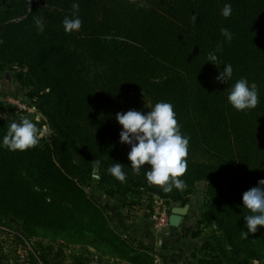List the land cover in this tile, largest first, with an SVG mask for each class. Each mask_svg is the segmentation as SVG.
Masks as SVG:
<instances>
[{
	"label": "trees",
	"instance_id": "16d2710c",
	"mask_svg": "<svg viewBox=\"0 0 264 264\" xmlns=\"http://www.w3.org/2000/svg\"><path fill=\"white\" fill-rule=\"evenodd\" d=\"M74 2L82 26L66 33L62 21L74 18ZM225 4L232 8L227 18ZM222 28L233 34L231 42ZM209 52L217 55L216 65L207 60ZM229 63L231 79L218 82ZM14 65L9 79L28 89L50 134L33 148L8 150L2 141L13 109L0 101V223L16 222L28 240L48 236L85 252L92 248L109 264H160L142 241L119 236L83 188L97 172L107 195L125 193L108 185L107 169L117 162L132 169L131 148L120 142L115 117L122 102L140 92L152 107L171 103L182 134L190 137L181 177L187 187L165 193L149 185L150 165L142 166L126 182L151 193L130 201L126 215L140 205L149 211L152 195L184 204L189 188L204 181L200 223L211 233L190 258L196 264H264V227L241 238L251 214L242 194L264 179V0H0V70ZM240 78L257 85L254 109L237 111L227 100ZM93 160L100 161L95 172ZM189 232L196 237L201 229ZM50 252L31 255L30 264H48Z\"/></svg>",
	"mask_w": 264,
	"mask_h": 264
},
{
	"label": "clouds",
	"instance_id": "9594fccd",
	"mask_svg": "<svg viewBox=\"0 0 264 264\" xmlns=\"http://www.w3.org/2000/svg\"><path fill=\"white\" fill-rule=\"evenodd\" d=\"M72 8L74 18L65 17L62 21L66 33L78 31L82 26V20L78 16L79 4L74 2ZM231 13V5L225 4L221 14L227 18ZM196 20L197 16L193 15L192 22L195 23ZM36 24L43 31L42 22L37 20ZM220 31L226 42H231L233 34L226 28ZM221 50L222 45H217L216 51ZM207 60L216 65L218 57L214 52H209ZM232 74L233 68L229 63L219 72L216 80L226 83ZM227 100L237 111L254 109L259 103L257 85H249L247 79L240 78L229 89ZM116 120L123 129L120 132V142L130 145L128 160L135 174H139L142 166L150 165V170L145 173L149 185L159 186L165 193L171 192L173 188L182 191L187 187L181 177L187 172L186 157L190 137L182 134L171 103L157 102L146 113L137 110L118 112ZM44 135L45 131L33 120L22 117L19 121L10 122L2 143L10 151H24L35 147ZM91 162L95 172L100 167V161ZM107 171L121 183L127 179L123 165L118 162ZM242 201L243 206L251 213L244 217L248 232L241 231V238L248 239V233H255L259 227H264V179L258 181V186L245 191Z\"/></svg>",
	"mask_w": 264,
	"mask_h": 264
},
{
	"label": "rangeland",
	"instance_id": "374dc122",
	"mask_svg": "<svg viewBox=\"0 0 264 264\" xmlns=\"http://www.w3.org/2000/svg\"><path fill=\"white\" fill-rule=\"evenodd\" d=\"M16 66L14 65L13 67H7L4 70H0V75H7L9 73V70L15 68ZM25 70V68H24ZM9 77V76H8ZM28 89L24 88L23 86H20L16 81H13V89L11 91H6L3 94L0 95V101L5 104V106H8L12 108V114L9 115V119L12 121H19L20 118L25 117L33 120L34 123L37 124L41 130L45 131V135L40 139L38 144H42L45 140L48 139L49 134H50V129L47 123V119L41 115V113L37 110L35 107L33 101L31 98L27 97ZM9 96L14 98L16 101L19 103L23 104L25 109L24 110H18L15 107H13L12 104H9L6 100L2 99L3 96ZM123 101L122 102V109L118 112H127L128 110H137L143 113H146L148 110L152 108L150 102L147 100V98L140 92L133 94L132 100L129 101ZM2 114L0 113V116ZM115 123L117 126L122 129V126L118 123L115 117ZM126 175H130L132 177H138L140 174H135L132 169H123ZM100 177V174L95 172L91 179L87 180L83 184L84 190L87 192V194L91 197L93 202L98 204L104 211V216L106 217L107 223L110 227H112L115 232L124 238L128 239H135V240H140L137 238L129 237L128 235H125L121 232L120 228H118V223L112 216L109 207L113 204L119 205L120 209H124V214L125 216L129 217V215H137L140 213L141 214V209L143 206H136V210L129 215H126L125 209L126 205L130 201H137V199L140 196H146L151 193L149 190H141L138 187H133L131 184L127 183L126 181L121 183L117 179H115L113 176H110V182L108 183L109 186L111 184L115 187L120 188L121 190H124V194L120 193H115L113 195H107L104 190L99 186L98 184V179ZM38 191V189H35ZM189 195H188V201L191 200V197H196L199 199L201 197V203L199 206V213H200V208L201 205L205 201V196H206V184L204 181H197L195 182L190 188H189ZM123 202V204H121ZM184 204H188V203ZM180 203L181 202H176ZM183 204V203H182ZM172 205V204H171ZM1 227H4L7 231L4 233L0 234V264H30L29 258L31 255L37 256L40 251L49 253L48 259L49 263L48 264H73L76 263L80 257L82 258L81 264H83L84 259H87L89 256L95 254L98 257H101L98 255L97 252H95L92 248H86L87 251L85 252L81 247L77 245H65L61 244V239L57 238L55 240H50V237H43V236H38V237H32L30 240L23 238V236L20 234L21 232L19 231L18 225L16 222L12 220H3L2 223H0ZM201 229V228H197ZM195 230V229H194ZM209 230V235L211 233V230ZM18 233L22 236V241H18V238L15 239V233ZM20 232V233H19ZM17 234V235H18ZM154 236L157 238H160L161 236H157L153 232ZM208 235V236H209ZM142 241V240H140ZM37 242H40L41 248L37 245ZM148 246V245H147ZM149 247V246H148ZM150 248V247H149ZM151 249V248H150ZM153 253V258L158 262V260L155 258V253L151 249ZM89 256H88V255ZM86 257V258H85ZM22 258H24L22 260ZM107 259L106 257H102ZM110 260V259H109ZM112 262V260H110ZM114 264H129L128 262L124 260H114ZM249 264H255V263H249Z\"/></svg>",
	"mask_w": 264,
	"mask_h": 264
},
{
	"label": "crops",
	"instance_id": "0c3cea01",
	"mask_svg": "<svg viewBox=\"0 0 264 264\" xmlns=\"http://www.w3.org/2000/svg\"><path fill=\"white\" fill-rule=\"evenodd\" d=\"M0 95L13 89V80L7 75H0ZM187 212L182 216L178 226H171L160 238L153 234L148 212L145 208L141 209V214L125 216L124 209L119 205H111L110 212L118 223L121 232L129 237L142 240L155 253V258L160 264H196V261L190 258V252L199 247L209 235L208 228H203L200 223L199 206L201 197H191L187 202ZM123 204V202H121ZM183 205L182 203H173L172 207ZM201 228V233L196 237H191L190 230ZM82 258L73 264H81ZM89 262L83 264H109L105 258L98 257L95 254L89 256ZM83 261V260H82Z\"/></svg>",
	"mask_w": 264,
	"mask_h": 264
},
{
	"label": "built area",
	"instance_id": "2783aa9c",
	"mask_svg": "<svg viewBox=\"0 0 264 264\" xmlns=\"http://www.w3.org/2000/svg\"><path fill=\"white\" fill-rule=\"evenodd\" d=\"M2 99L6 100L9 104H12L13 107H15L18 110L25 109L23 104L19 103L12 97L5 95L3 96ZM171 208H172L171 205L168 204L165 199L160 198L157 195H152L151 208L147 212H148L151 228L157 236H161L170 227L169 216H170ZM6 231L7 230L4 227L0 226V234ZM23 259L24 258H22V260Z\"/></svg>",
	"mask_w": 264,
	"mask_h": 264
},
{
	"label": "water",
	"instance_id": "95a60500",
	"mask_svg": "<svg viewBox=\"0 0 264 264\" xmlns=\"http://www.w3.org/2000/svg\"><path fill=\"white\" fill-rule=\"evenodd\" d=\"M30 1V0H29ZM188 205L183 204L180 206H175L171 208L169 223L171 226H178L182 216L187 212Z\"/></svg>",
	"mask_w": 264,
	"mask_h": 264
}]
</instances>
